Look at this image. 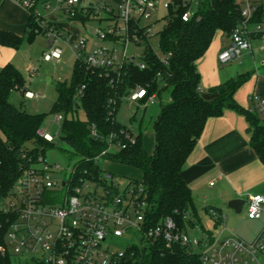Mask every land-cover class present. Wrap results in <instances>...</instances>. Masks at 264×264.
Returning <instances> with one entry per match:
<instances>
[{
    "label": "trees",
    "instance_id": "obj_1",
    "mask_svg": "<svg viewBox=\"0 0 264 264\" xmlns=\"http://www.w3.org/2000/svg\"><path fill=\"white\" fill-rule=\"evenodd\" d=\"M191 2L168 0L164 26L156 34L161 56L156 55L148 44L150 26L140 28L132 23L130 36L139 37L136 43H143L144 47L140 60L143 69L128 62L117 71L92 68L77 59L70 85L57 87L51 114L62 117L59 140L78 157L74 164L77 177H84V172L99 176L101 169L94 162L96 157L100 162L137 169L141 173L137 182L147 189L154 222L169 218L181 232L188 233V228L198 227L203 235L212 237L214 234L203 226L190 189L182 179V168L207 121L220 116L225 109H232L245 117L251 133L250 146L264 164V120L258 112L242 108L233 99L247 76L228 80L206 93L200 88L197 61L217 33L231 38L242 20L239 4L236 0H196L191 9ZM27 10V32L28 39H31L36 30L40 31V24L34 7ZM116 10L117 7L105 3L89 4L71 20L84 24L93 18L98 19L100 13H105L108 21L115 20ZM187 12L190 13L189 19L183 21L182 15ZM261 13V0H256V11L250 23L259 22ZM21 42L22 37L0 30V44L18 48ZM24 88L22 76L13 65L7 64L0 70V198L11 191L27 159H34L54 146V141L47 142L37 135L43 127L45 115L27 113L10 103V93ZM137 88L147 92L140 104H146L151 95L160 97L164 91L169 94L168 102L160 104L159 115L152 125V155L146 154L141 134L133 135L115 118L120 102ZM203 94H215L216 97L207 101L202 98ZM74 101L83 110L84 121L74 117L77 111ZM128 137H133L134 143ZM110 138L116 146L125 145V148L108 151ZM203 212L211 220L213 229L222 225L224 217L218 208H204ZM5 224L6 217L0 214V245L4 242ZM0 264L12 263L9 257L0 253ZM124 264L202 263L199 254L192 253L187 247L173 244L167 248L162 241H157L146 247H132Z\"/></svg>",
    "mask_w": 264,
    "mask_h": 264
},
{
    "label": "built area",
    "instance_id": "obj_2",
    "mask_svg": "<svg viewBox=\"0 0 264 264\" xmlns=\"http://www.w3.org/2000/svg\"><path fill=\"white\" fill-rule=\"evenodd\" d=\"M18 1L26 9L51 2ZM236 1L242 20L233 31L229 45L217 55L221 65L251 51L246 28L256 11V0ZM55 2L64 5L63 10L70 19L81 8L87 7L80 0ZM157 5L158 0H123L117 6L116 19L109 20L105 28L95 30L92 51H87L83 39L75 45L77 59L92 68L117 71L124 62H128L143 69L144 65L135 62L127 53L129 43L137 40L134 34L130 36L131 26L135 23L141 28L140 20H148ZM162 7L166 9L168 1ZM189 16V12L184 13L182 20L187 21ZM256 28L260 27L257 25ZM40 31L46 37L54 35L52 26L44 21L40 24ZM57 38L55 34L48 50L43 53L44 60H60L61 51L53 47ZM26 95L32 97L31 93ZM146 97V90L137 88L128 99L139 102ZM154 98L149 96L147 102ZM252 101L253 107L248 110L258 112L264 120V100L254 97ZM54 116L55 123L62 120L61 115ZM37 135L47 142L54 141L43 127ZM128 138L134 143L133 137ZM124 148L125 145L116 146L111 138L108 140V151ZM94 162L101 169L99 176L84 172V177H77L73 166L67 178H62L61 167L47 164L42 155L27 159L11 191L0 198V214L6 217L0 253L9 258L13 255L27 259L32 264H124L132 247H146L162 241L167 248L173 244L187 247L192 253L199 254L202 264H264V228L252 242L220 234L190 238L188 233L179 231L169 218L154 222L147 189L137 182L139 180L121 185L115 181L111 171L100 167L99 157ZM245 215L248 220L260 219L264 215V196L249 197ZM123 236L128 237V246L122 251L111 248L110 241ZM194 247L199 251L194 252Z\"/></svg>",
    "mask_w": 264,
    "mask_h": 264
},
{
    "label": "rangeland",
    "instance_id": "obj_3",
    "mask_svg": "<svg viewBox=\"0 0 264 264\" xmlns=\"http://www.w3.org/2000/svg\"><path fill=\"white\" fill-rule=\"evenodd\" d=\"M122 1L123 0H83L82 2L86 5L89 3H105L116 8ZM167 1L168 0H158L159 5H157L150 18L148 20L141 19L139 22L141 27L150 26L148 44L158 56H161L162 53L158 46L156 34L159 33L164 26L163 17L166 13V9L162 7V4ZM52 4H38L34 9V13L39 24L44 21L52 26L54 35L46 37L41 31L36 30L33 37L28 39L27 32L26 35L22 37V42L18 48L0 44V56L3 58H10L6 65H13L20 72L25 84L23 91L13 90L10 93V103L27 113L45 115L43 128L54 138V144L52 143L54 146L45 150L42 156L47 164L60 166L62 169L60 177L67 178L74 164L77 162L78 157L73 155V153L59 140L62 120L59 123L53 121L55 116L51 114V108L57 98L58 85H70L73 68L78 58L75 45L83 39L86 43L87 51H92L94 48L93 34L95 30L98 27L105 28L108 20H106L105 13H100L98 19L93 18V20L82 24L68 17L65 10H63L64 5L62 3L55 2V5ZM195 5L196 0H192L191 9L194 8ZM55 34L58 38L53 44V47L61 51V58L59 61H46L43 58V53L48 50ZM138 41L139 37H137L135 42L129 43L127 48L128 55L133 57L135 62H140L144 51L143 43L137 44L136 42ZM116 48L119 50L120 46L117 45ZM261 57H264V47H262V53L261 56L258 57V60ZM232 65L233 63H228L224 66H220V69H226ZM2 68L3 67L0 66V70ZM27 92L31 93L32 97H28L26 95ZM168 100L169 94L167 91H164L160 97H155L152 102L148 101L146 104L144 102L142 103L143 105L137 101H131L126 98L120 102L117 109L115 115L117 122L125 126L133 135L137 136L141 134L142 145L147 155H152L154 150L153 122L159 115L160 104H165ZM68 117H71V115H68ZM74 117L80 121L85 120V114L82 109H78L76 113H74ZM100 167L111 171L114 174L115 181L121 185H125L132 180L141 179L140 171L131 167L111 164L109 162L104 163L103 161L100 162ZM217 208L224 217L222 225L217 229H213L208 216L199 208H196L202 224L206 229L211 230L214 235H218L225 227V232L229 234L233 232L237 233V230H241L244 233L242 236L243 239L247 241H251L254 238L255 231L252 229L251 220L246 218L245 211L236 214L233 210L226 208V206ZM262 217H264V215H262ZM187 232L190 238L200 239L203 235L198 227L188 228ZM128 242V237L123 236L121 238L112 239L110 241V246L113 249L122 251L128 246ZM193 251L198 252L199 249L194 247ZM10 260L12 264H32L27 259H18L13 255H11Z\"/></svg>",
    "mask_w": 264,
    "mask_h": 264
},
{
    "label": "crops",
    "instance_id": "obj_4",
    "mask_svg": "<svg viewBox=\"0 0 264 264\" xmlns=\"http://www.w3.org/2000/svg\"><path fill=\"white\" fill-rule=\"evenodd\" d=\"M49 1L54 5L55 0ZM261 6L259 22H251L246 28L250 52H244L239 59L230 62L233 63L231 67L220 69V66L226 64L221 65L217 55L229 45L230 39L217 33L208 50L197 61L203 93L238 76H247L246 82L234 93V101L242 108L250 109L254 97L264 100V57L258 60L264 47V0H261ZM28 18V10L18 0H0V30L24 37L28 31ZM9 59L0 56V66L4 67ZM250 136L245 117L232 109H225L220 116L207 121L181 172L195 208L203 212L204 208L226 206L228 201L239 199L244 201L242 212L246 211L249 197L264 196V164L250 146ZM251 226L255 231L251 241L243 239L244 233L241 230L231 235L225 232L224 227L219 234L252 242L264 228V217L251 220Z\"/></svg>",
    "mask_w": 264,
    "mask_h": 264
},
{
    "label": "water",
    "instance_id": "obj_5",
    "mask_svg": "<svg viewBox=\"0 0 264 264\" xmlns=\"http://www.w3.org/2000/svg\"><path fill=\"white\" fill-rule=\"evenodd\" d=\"M216 97V95H209V94H203L202 98L204 100H212ZM74 103V108L75 109H79V106L77 105L76 101L73 102ZM244 201L239 200V199H234V200H230L226 203V208L233 210L236 214H239L242 210Z\"/></svg>",
    "mask_w": 264,
    "mask_h": 264
}]
</instances>
